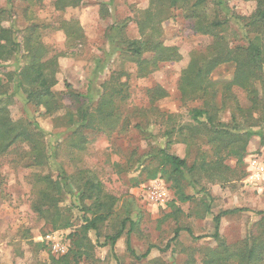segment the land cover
<instances>
[{
	"label": "rangeland",
	"instance_id": "rangeland-1",
	"mask_svg": "<svg viewBox=\"0 0 264 264\" xmlns=\"http://www.w3.org/2000/svg\"><path fill=\"white\" fill-rule=\"evenodd\" d=\"M81 1L75 8L56 12L53 0H43L40 5L31 7L29 15L24 14L25 3L16 1L13 5L15 16L3 14L1 25L5 28L15 26L21 31L30 24L48 25L40 29L42 41L50 48L49 55L60 54L57 59L58 83L53 88L54 92L64 93V84L68 83L75 92L86 95L87 103L94 107L102 93L101 85L109 81L111 75L122 71L126 76H122L120 82H126L128 86V99L121 111L124 117L136 108L144 109L148 105L146 91L158 85L167 92V97L156 102L157 112L176 115L179 124L191 122L189 110L200 103L181 102L178 81L189 62L190 53L204 51L209 47L211 38L195 34L192 22L185 19L182 11H175L174 17L161 23V39L166 46L177 47L182 59L165 63L150 75L139 78L125 51L116 50L108 40V35L114 33L113 30L111 32L112 27L121 26L123 37L138 39L136 15L147 8L149 0ZM228 7L230 13L227 11V14L249 16L255 4L231 0ZM0 9L9 10L7 0H0ZM61 20L77 21L84 33L81 46L67 47L63 32L57 29ZM234 39L235 44L240 43L236 37ZM20 64L15 57L10 61H0V78L4 83ZM233 71V65L223 64L211 76L213 80L229 81ZM7 86L12 97L8 105L10 117L14 121L24 120L37 126L42 132V144L50 157L47 166L30 168L19 154L27 150L26 145H21L17 153L13 151L0 160V264H202L201 258L210 250L218 248V242L210 238L214 232L213 218L216 215L227 210H246L221 218L219 234L228 245L244 240L261 218L257 213L264 211V177L253 181L252 176L256 163L264 167V125L253 129L257 134L250 139L243 163L238 169L246 172L242 179L230 182L202 180L200 185L194 187L185 178L181 180L180 186L192 200L182 202L171 190L172 197L168 203L155 206L146 200L141 190L150 180L165 181L160 175L146 179L157 165L151 163L150 157H146L150 146L166 149L165 138L158 137L157 141L154 137L162 132L158 123L146 127L154 139L146 140V135L133 127L135 121L132 117L127 131L119 133L120 128L117 127L108 133L88 132L86 146L73 149L69 147L71 137L64 126L65 121H58L65 109L44 117L41 108L35 109L26 103L15 83L9 81ZM258 88L262 89L260 85ZM234 91L240 104L247 106L243 92ZM69 104L65 101V105ZM229 111L222 115L224 121L230 119ZM150 120L154 122V117ZM167 152L180 158L186 157V148L182 144H172ZM132 153L136 156H131ZM195 154L192 149L188 164L194 160ZM130 158L132 160L128 163ZM138 159L141 166L136 163ZM130 163L131 167L125 169ZM116 164L120 165L121 170L116 168ZM227 164L235 167L234 161ZM77 169L89 170L101 182L105 193L116 199L113 215L98 224L97 231H90L86 235L82 234L81 227L85 218H93V212L86 214L84 205L75 196L74 180L69 176ZM62 172H65L69 179L67 184L72 187L63 189L56 206L49 210L43 209L45 217L38 215L32 208L36 200L35 190H41L35 180L46 175L58 180ZM91 203L85 201L87 206ZM127 218L134 226L130 228L128 220L122 236L110 247L106 238L116 234ZM129 230L131 248L137 256L152 247L147 258L136 261L127 252L126 234ZM177 230L179 235L173 242ZM198 237L206 238L196 240ZM167 245L170 247L164 250Z\"/></svg>",
	"mask_w": 264,
	"mask_h": 264
},
{
	"label": "trees",
	"instance_id": "trees-1",
	"mask_svg": "<svg viewBox=\"0 0 264 264\" xmlns=\"http://www.w3.org/2000/svg\"><path fill=\"white\" fill-rule=\"evenodd\" d=\"M16 1L25 3L24 14L29 15L31 7L40 5L43 0H7L9 10L0 9V61H10L15 57L21 62L16 72L6 75L8 81L4 78V83L0 78V160L13 151L17 153L16 150L21 145H26L27 150L24 154H19L30 168L47 166L50 157L42 144V132L38 127L24 120L14 121L10 117L8 105L12 97L7 83L11 81L22 91L26 103L43 110L44 117L53 116L65 109L58 121H65L64 126L71 137L70 148L86 146L88 132L108 133L117 127L120 128L119 133L125 132L131 125L132 117L135 121L133 127L146 135V140L156 137L158 141V137L165 138L166 149L150 146L146 153V157L151 158V163H157L146 179L160 175V178L165 179L166 182L161 181L171 197L172 190L182 202L192 200L191 196L183 193L180 186L181 180L185 178L195 187L202 180L239 181L246 175L245 171H238L239 166L243 163L250 139L257 134L253 129L264 125V0H242L255 4V9L249 16L227 14V11L230 13L228 3L231 0H149L147 8L136 15L138 39L123 37L121 26L111 28L114 33L108 35V40L116 50L125 51L124 54L134 64L135 75L139 78L150 75L165 63L179 62L182 59L177 47L166 46L161 39V23L174 17L175 11H182L185 19L192 22L195 34L211 38L209 47L204 51L190 53L189 62L179 77L177 90L180 101L184 104L200 103L198 107L189 110L191 122L186 124L176 122V115L157 112L156 102L167 97V92L158 85L146 91L148 105L144 109L136 108L124 117L121 111L128 99V86L126 82H120L121 77L126 76L122 71L111 75L109 81L101 85L102 93L94 107L87 103L86 95L75 92L68 83L64 84V93L54 92L53 88L58 83L57 59L60 54L49 55L51 50L42 41L40 29H45L48 25L30 24L23 31L15 26L5 28L1 25L3 14L15 16L13 5ZM81 2L53 0L52 5L56 12H64L67 8L77 7ZM57 29L63 32L68 48H77L83 44L84 33L77 21L61 20ZM229 35H232L230 40ZM234 37L239 44L234 43ZM70 55L74 56L73 53ZM223 64L234 66L231 80H213L212 73ZM235 89L243 92L247 106L240 104ZM65 101L70 104L65 105ZM228 109L230 119L224 121L222 115ZM151 117H154V122L150 120ZM151 123H158L162 127V132L154 137L146 129ZM172 144L184 145L186 157L180 158L168 153L167 149ZM192 149L195 150V158L188 164ZM131 156L135 157L136 154L132 153ZM139 159L136 163L141 166ZM131 160L130 158L128 163ZM229 161H234L235 167L229 166ZM131 165L128 164L125 169H129ZM116 166L121 170L119 164ZM62 173L58 180H53L48 175L35 180L41 187V190H35L36 200L32 207L38 215L45 217L43 209L49 210L56 206L63 189L72 187L67 184L69 179L65 172ZM69 177L74 180L75 196L84 205L85 213L93 212V218H85L81 227L82 234L97 231L98 224L113 215L116 199L105 193L101 182L89 170L77 169ZM85 201L92 203L87 206ZM244 211L246 210L222 211L213 218L214 232L210 238L218 242V248L205 254L201 258L202 264H264V211L257 213L261 218L244 240L233 245L221 240V218ZM128 220L129 218L122 222V228L116 234L106 238L110 247L122 236ZM129 224L130 228L134 226L131 221ZM130 232L131 230L126 234L127 252L136 261L147 258L152 247L143 255L137 256L131 248ZM178 235L179 230L175 231L173 242ZM204 238L206 237L195 239ZM169 247L167 245L164 250Z\"/></svg>",
	"mask_w": 264,
	"mask_h": 264
},
{
	"label": "built area",
	"instance_id": "built-area-1",
	"mask_svg": "<svg viewBox=\"0 0 264 264\" xmlns=\"http://www.w3.org/2000/svg\"><path fill=\"white\" fill-rule=\"evenodd\" d=\"M264 177V167L256 163L253 171V181H258ZM144 192L146 200L155 206H164L170 199L171 194L165 184L160 180H152L143 186L142 190ZM59 250V249H58ZM55 249V251H58Z\"/></svg>",
	"mask_w": 264,
	"mask_h": 264
}]
</instances>
